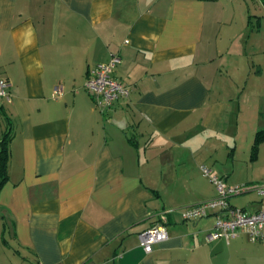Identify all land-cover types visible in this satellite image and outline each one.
<instances>
[{
	"label": "crops",
	"instance_id": "0c3cea01",
	"mask_svg": "<svg viewBox=\"0 0 264 264\" xmlns=\"http://www.w3.org/2000/svg\"><path fill=\"white\" fill-rule=\"evenodd\" d=\"M250 1L0 0V264H264V242L207 240L214 215L181 216L216 194L201 164L264 184V0ZM112 53L130 93L103 112L84 82ZM229 203L262 206L253 189ZM162 213L167 238L145 253Z\"/></svg>",
	"mask_w": 264,
	"mask_h": 264
},
{
	"label": "built area",
	"instance_id": "2783aa9c",
	"mask_svg": "<svg viewBox=\"0 0 264 264\" xmlns=\"http://www.w3.org/2000/svg\"><path fill=\"white\" fill-rule=\"evenodd\" d=\"M120 62V56L112 53L107 61L96 63L87 69L84 88L91 96L94 107L100 111L104 112L116 101L129 96L130 87L116 75ZM60 91V86H57L55 93L59 94ZM11 100L10 82L7 78L0 77V103H9ZM199 168L201 174L213 184L216 194L211 199L185 206L181 211L182 218L196 221L210 214L214 215V225L206 235L207 240L219 237L229 240L241 230L250 241L264 242V184L228 185L211 167L201 164ZM250 189L255 190L262 201L258 210L249 213L230 205L231 196ZM165 221L166 216L162 213L157 221L139 233V244L145 253H150L155 244L167 238Z\"/></svg>",
	"mask_w": 264,
	"mask_h": 264
},
{
	"label": "trees",
	"instance_id": "16d2710c",
	"mask_svg": "<svg viewBox=\"0 0 264 264\" xmlns=\"http://www.w3.org/2000/svg\"><path fill=\"white\" fill-rule=\"evenodd\" d=\"M3 104L0 103V112L3 113ZM5 118V129L3 131L0 141V189L2 185L8 180V161H9V142L11 140V122L8 116ZM260 140L259 133L255 137V143Z\"/></svg>",
	"mask_w": 264,
	"mask_h": 264
},
{
	"label": "rangeland",
	"instance_id": "374dc122",
	"mask_svg": "<svg viewBox=\"0 0 264 264\" xmlns=\"http://www.w3.org/2000/svg\"><path fill=\"white\" fill-rule=\"evenodd\" d=\"M233 3H231L232 5ZM249 6H250V10L251 12H253V9H254V4H253V1L251 0L250 3H249ZM237 8V7H236Z\"/></svg>",
	"mask_w": 264,
	"mask_h": 264
}]
</instances>
